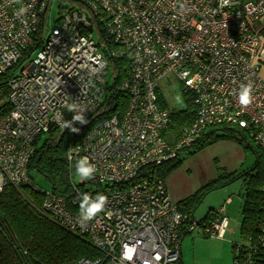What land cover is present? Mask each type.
I'll return each instance as SVG.
<instances>
[{"label": "built area", "instance_id": "1", "mask_svg": "<svg viewBox=\"0 0 264 264\" xmlns=\"http://www.w3.org/2000/svg\"><path fill=\"white\" fill-rule=\"evenodd\" d=\"M54 1L0 0V194L28 186L49 221L97 254L69 264H176L185 217L157 169L212 128L242 129L264 152V46L250 27L264 18V0H60L58 24L47 30ZM101 37L128 55L129 67L113 91L126 97L123 109L114 104L97 120L109 84ZM169 78L195 110L178 134L159 103ZM242 85L252 87L247 106L239 102ZM74 117L90 128L66 153L71 195L40 192L28 168L35 149L51 128L81 122ZM85 157L95 168L88 179L77 172ZM85 195L106 197L90 220L81 215ZM224 214L221 207L207 223L192 219L188 231L223 238ZM233 247V264L255 263L264 251V210L256 244Z\"/></svg>", "mask_w": 264, "mask_h": 264}, {"label": "trees", "instance_id": "2", "mask_svg": "<svg viewBox=\"0 0 264 264\" xmlns=\"http://www.w3.org/2000/svg\"><path fill=\"white\" fill-rule=\"evenodd\" d=\"M101 40L104 41L103 52L107 58L108 74L112 76V83L111 85L106 84L102 104L98 114L95 115L97 120L112 115L114 104H117L120 110L123 109L126 97L113 91L126 77L129 67L128 55L122 49L110 44L104 37H101ZM111 52L115 53V57H109ZM184 95L187 96L188 108L170 112V129L177 134L184 127L190 125L195 115L189 95ZM158 96L160 105L168 108L160 91H158ZM87 124V121H81L68 130L58 127L51 128L48 134L40 139L29 163V172L37 171L48 181L50 186L48 190H52L64 198H69L72 192L66 153L69 146L72 143H77L90 128V125ZM216 141L233 142L241 145L244 149H253L254 154H257L248 134L238 128L209 129L203 133L189 151H192L190 152L192 155L207 144L211 145ZM181 163L179 157L166 162L157 169V174L165 182L167 176L175 171ZM259 164L257 161L251 171L240 176L241 179L243 178L240 233L248 246L256 244L258 226L264 210V165L260 166ZM219 180L220 177L177 205L178 210L185 217L184 223H190L193 217L192 204L200 201L204 191L229 185L235 178L226 184L220 183ZM41 200L40 195L29 189L28 186L18 188L6 186L1 192L0 264H69L81 258L95 257L96 252L87 242L65 232L40 212ZM207 217L209 216H204L205 221L209 220ZM254 264H264V251H257Z\"/></svg>", "mask_w": 264, "mask_h": 264}, {"label": "rangeland", "instance_id": "3", "mask_svg": "<svg viewBox=\"0 0 264 264\" xmlns=\"http://www.w3.org/2000/svg\"><path fill=\"white\" fill-rule=\"evenodd\" d=\"M62 1L55 0L49 6L47 12V30L53 28L60 16V6ZM94 39L97 41V37ZM111 85L112 76L106 77ZM160 94L164 97L168 109L184 110L188 108L186 97L182 92V85L173 78L163 81L159 85ZM190 97V96H189ZM254 147V146H253ZM253 149L243 148L233 142L216 141L207 144L201 150L194 152H182L179 156L182 163L179 167L167 176L165 186L173 203L176 205L184 199L194 195L200 188L220 177V183L226 184L233 178L235 180L226 187L204 191L200 201L192 204V219L198 222H209L214 216V212L224 206L228 215V232L223 238L203 236L197 231L190 232V223L185 222L181 228V255L180 264H233L234 249L233 245H247L240 233V212H241V193L243 187L242 174L251 171L259 161V165H264V153L254 147ZM190 153V154H189ZM30 183L40 190L46 191L50 188L48 181L37 171H30ZM222 176V177H221ZM230 199V203L226 201ZM204 216L209 220L204 219ZM212 217V218H211ZM211 218V219H210ZM191 219V220H192Z\"/></svg>", "mask_w": 264, "mask_h": 264}, {"label": "clouds", "instance_id": "4", "mask_svg": "<svg viewBox=\"0 0 264 264\" xmlns=\"http://www.w3.org/2000/svg\"><path fill=\"white\" fill-rule=\"evenodd\" d=\"M239 102L241 105L247 106L252 102V87L251 85H242L239 90ZM74 119L81 120L82 117H74ZM95 168L88 163L87 157L79 160L77 164V172L81 178L88 179L92 177ZM106 202V197L103 195H98L95 200H90V198L85 195L83 197V202L80 205L81 215L84 220H90L92 217L100 212ZM227 221H225V224ZM123 259H131V256L127 253L124 254Z\"/></svg>", "mask_w": 264, "mask_h": 264}, {"label": "crops", "instance_id": "5", "mask_svg": "<svg viewBox=\"0 0 264 264\" xmlns=\"http://www.w3.org/2000/svg\"><path fill=\"white\" fill-rule=\"evenodd\" d=\"M241 2H246V1H248V0H240ZM251 30L253 31V33L254 34H256L258 37H259V39L261 40V43H262V45L264 46V18H261V19H259V20H257V21H255V22H252L251 23ZM262 75H263V77H264V69H262ZM166 185V184H165ZM166 188H167V186H166ZM168 191V190H167ZM242 194H243V187H242V193L240 194L241 195V199H242V203H243V198H242ZM231 202V200L230 199H228L227 201H226V203H230ZM178 205V204H177ZM223 209H224V212H225V214L224 215H226V217L228 218V215L226 214V211H225V208H224V206H221ZM220 207V208H221ZM241 208H242V204H241ZM219 209V208H218ZM229 219V218H228ZM240 220H239V222L241 223V212H240V218H239ZM228 222H229V220H228ZM228 227H229V225H228ZM228 230V229H227ZM226 230V233L228 232ZM226 233H225V235H226ZM184 237H182V239H183ZM182 241V240H181Z\"/></svg>", "mask_w": 264, "mask_h": 264}]
</instances>
